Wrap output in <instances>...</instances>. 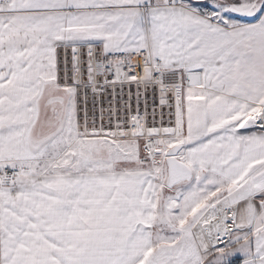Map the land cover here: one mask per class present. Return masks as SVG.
Segmentation results:
<instances>
[{"label":"snow or ice","instance_id":"6c2138e0","mask_svg":"<svg viewBox=\"0 0 264 264\" xmlns=\"http://www.w3.org/2000/svg\"><path fill=\"white\" fill-rule=\"evenodd\" d=\"M0 264H264V0H0Z\"/></svg>","mask_w":264,"mask_h":264}]
</instances>
